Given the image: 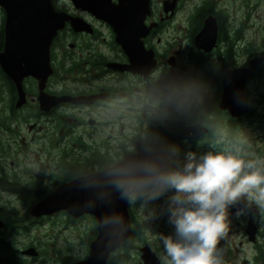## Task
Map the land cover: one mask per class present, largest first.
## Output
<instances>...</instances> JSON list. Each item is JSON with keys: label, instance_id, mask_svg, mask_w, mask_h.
I'll return each mask as SVG.
<instances>
[{"label": "flooded vegetation", "instance_id": "af4514ba", "mask_svg": "<svg viewBox=\"0 0 264 264\" xmlns=\"http://www.w3.org/2000/svg\"><path fill=\"white\" fill-rule=\"evenodd\" d=\"M33 4L41 11L40 0H0V59L7 41L12 46L21 42L19 28L29 21L25 13ZM50 4L65 18L49 44V73L12 77L0 65V254L10 264L86 261L98 234L95 215L73 216L64 209L37 215L33 208L59 186L99 173L128 155H139L132 158L136 170L146 160L162 167L161 159L164 168H179L188 153L264 159V108L259 110L264 80L250 89L264 71V34L258 42L246 40L248 19L234 16L243 10L247 18L264 0L237 5L234 0ZM202 30L206 35L201 39ZM254 57L262 62L244 84L246 110L233 116L221 103L225 72L247 66ZM169 190L160 185L136 190L127 207L131 234L107 252L102 264H128L130 259V264H144L143 250L166 264L159 237L171 234L168 228L174 232L170 213L159 223L164 229L152 234L154 215L141 216L135 207L149 194L163 191L170 198ZM26 192L40 197L29 200ZM239 201L245 203L244 211L230 213L245 216L252 200L246 196ZM85 220L90 226L83 232ZM248 221L254 223L253 239L246 233ZM247 223L252 245L247 260L264 264V221L249 216ZM218 249L224 262L232 258L226 243H218Z\"/></svg>", "mask_w": 264, "mask_h": 264}, {"label": "clouds", "instance_id": "9594fccd", "mask_svg": "<svg viewBox=\"0 0 264 264\" xmlns=\"http://www.w3.org/2000/svg\"><path fill=\"white\" fill-rule=\"evenodd\" d=\"M112 185L129 202L141 187L174 190L168 204L174 232L159 237L166 264H223L218 243L229 229V209L245 196L264 207V161H246L230 152L188 153L182 167L162 168L146 160L137 175H118Z\"/></svg>", "mask_w": 264, "mask_h": 264}, {"label": "water", "instance_id": "95a60500", "mask_svg": "<svg viewBox=\"0 0 264 264\" xmlns=\"http://www.w3.org/2000/svg\"><path fill=\"white\" fill-rule=\"evenodd\" d=\"M40 5L42 8L40 12L34 11L33 8H31V11H26V21H29H27L24 26L22 25V28H19L21 42L15 44V46H12L10 42L7 41L4 48L5 52L1 53V56L4 58L0 59V65L2 69L6 73L9 72L8 74L12 77L16 76L17 74L23 75L29 73L38 75L40 71H45V74L47 75L50 71L48 56L49 44L51 42L52 36L62 26L65 17H60V15L63 14L56 13L53 10L50 4V0H40ZM28 16L31 18H28ZM8 30L12 32V29L9 26ZM31 35H33V37H31ZM261 62V57H254L248 62L247 66L236 68L234 70H227L225 72L223 98L221 103L223 105L226 104L229 107V112L233 116L240 114L246 110L245 106L243 108L242 105L243 87L249 77L250 71L257 65H259ZM232 91L237 93L236 98L232 100L230 104H228L227 96ZM131 155H128L120 163L109 167L99 173L88 174L86 176H82L73 180L71 183L59 186L56 190L49 194V196H47L43 201H41L38 205L33 208L32 213L37 215L50 213L59 209H64L73 216H77L85 212L95 215L97 219L98 234L96 238L91 242L90 256L85 261L86 264H102L104 262V258L107 256V252L111 248H114L119 245L123 240L130 236L131 228L129 214L127 210L128 200L122 199L121 203L117 205L116 209L119 210L121 213L120 218L118 219V222L116 224H112L109 226V215L105 214L104 209L106 207H104L101 203L98 204L96 201H93L90 202L89 205H87L88 203L86 201H84L82 204L80 202H73L71 200L63 201L59 198V195L64 193L68 194L72 187H75L77 184H80L83 179H103L106 177H110L109 175L116 174L124 163L130 162V160L135 156H139ZM68 198L69 197L67 196L65 197L66 200ZM52 200L54 202H51ZM244 207L245 203L239 201L233 207H231L230 210L231 212H243ZM111 212L112 209L110 213ZM251 227H253V231H251ZM246 233L248 234L250 239H253L255 229L254 224L251 221H248L247 223ZM103 252H105V255L101 256ZM149 256H152L153 264H159V259L156 258L153 253L147 254L145 257H143L142 255L144 264H148L147 258Z\"/></svg>", "mask_w": 264, "mask_h": 264}, {"label": "rangeland", "instance_id": "374dc122", "mask_svg": "<svg viewBox=\"0 0 264 264\" xmlns=\"http://www.w3.org/2000/svg\"><path fill=\"white\" fill-rule=\"evenodd\" d=\"M240 0H234V5H237ZM234 16L239 19L243 18L248 21L245 23L248 25V30L244 31L245 39L249 41H255L258 42L261 38V34H264V31L262 29L264 28V4L259 5L256 9L251 10L249 12L248 17L246 18L245 14L243 13V10L235 12ZM258 43H255L257 45ZM260 79L264 80V71L262 74L257 75V77L250 82V89L252 91L256 90L257 86H260ZM253 95H257L256 93H253ZM256 97V96H255ZM264 108V105H259V110L262 111ZM128 132V131H127ZM261 132V131H258ZM247 157L248 155H244ZM253 161H264L262 158H257L255 156H250ZM162 168L165 167L164 161L161 159ZM182 163L179 161V164ZM257 166H260L259 164ZM169 197L173 194L174 190L171 189L168 191ZM255 195L258 197L259 192H255ZM154 195L149 194L146 197V200L135 207V210H137L138 214L141 216H145L146 213L153 214L155 217V222L153 228L150 230L152 234L156 233L157 231L164 229V223L163 227L162 223V217L164 213L168 210V204H169V198H165L163 196V191L159 195H155L157 198L153 199ZM246 197V196H245ZM164 199V200H163ZM253 217L258 223H262L264 221V207H261L255 199H252V204L248 210V213L243 216V214H239V218H237V214L230 213L229 209V229L227 231V234L219 240L220 242L226 243L229 250L231 251L232 258L228 256L229 261L224 262L223 264H250V262L247 260L248 257H251L252 252V245L247 240V235L245 233V227L247 223V217ZM161 220V222H160ZM1 225V222H0ZM90 226V222H87L86 220L83 222V232L87 231ZM169 232L171 234L173 233L172 228H168ZM251 231H253V227H251ZM149 231L147 234L150 233ZM229 232V233H228ZM89 238L91 237L90 234H87ZM95 237V236H94ZM93 239V238H92ZM81 255V253L79 252ZM134 258V256H133ZM133 261V259H130L129 263Z\"/></svg>", "mask_w": 264, "mask_h": 264}, {"label": "bare ground", "instance_id": "6f19581e", "mask_svg": "<svg viewBox=\"0 0 264 264\" xmlns=\"http://www.w3.org/2000/svg\"><path fill=\"white\" fill-rule=\"evenodd\" d=\"M21 1H23V0H21ZM34 7L35 6L33 4L32 8L34 9ZM29 10L31 11V9H29ZM29 10H27V11H29ZM34 11H35V9H34ZM36 12H40V10H36ZM36 15H37V13H36ZM205 35H206V31L202 30L200 33V38L201 39H202V37L205 38ZM236 94L237 93L232 91L228 96L231 100H234L236 98ZM195 127L196 126L189 127L185 130V132H187L189 130H193V129H195ZM132 163H133V159H131L130 162L124 163L123 166L119 169V171L116 174L109 175L110 177H106L103 179L97 178L96 180L83 179L80 182V184H77L75 187L73 186L68 194L67 193L60 194L59 198L63 201L71 200L73 202H80L81 204L84 201H86L88 203L87 205H89L90 202H93V201H96L98 204L101 203L104 207H106L104 209L105 214L109 215V220H108L109 226L112 224H116L118 222V219L120 218V214H121L120 211L117 210L116 208H117V205L119 203H121L122 198L120 197L121 196L120 192L117 191L113 187L112 181L115 178H117L118 175H127V176L137 175V170L135 168H133ZM66 196L69 197L67 200L65 199ZM76 199H78V200H76ZM51 202H54V201L52 200ZM111 209H112V212L110 213ZM147 254H149L147 252V250H143V257H145ZM147 263L153 264L152 256H149L147 258ZM79 264H86V262L84 261V262L79 263Z\"/></svg>", "mask_w": 264, "mask_h": 264}, {"label": "trees", "instance_id": "16d2710c", "mask_svg": "<svg viewBox=\"0 0 264 264\" xmlns=\"http://www.w3.org/2000/svg\"><path fill=\"white\" fill-rule=\"evenodd\" d=\"M204 110H207V109H200L199 112L200 113H203ZM26 196H27V199H34L36 200L38 197H40V195L38 193H35V192H26L25 193ZM11 262L9 261V259L3 255L0 254V264H10Z\"/></svg>", "mask_w": 264, "mask_h": 264}]
</instances>
